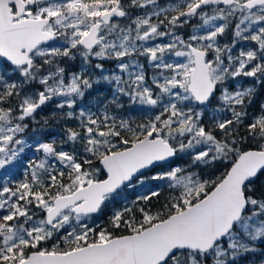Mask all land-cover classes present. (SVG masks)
Listing matches in <instances>:
<instances>
[{
    "label": "snow or ice",
    "instance_id": "snow-or-ice-1",
    "mask_svg": "<svg viewBox=\"0 0 264 264\" xmlns=\"http://www.w3.org/2000/svg\"><path fill=\"white\" fill-rule=\"evenodd\" d=\"M101 83L109 96L84 104ZM257 85L264 0H0V264H237L257 251ZM53 102L75 124L26 138Z\"/></svg>",
    "mask_w": 264,
    "mask_h": 264
},
{
    "label": "trees",
    "instance_id": "trees-1",
    "mask_svg": "<svg viewBox=\"0 0 264 264\" xmlns=\"http://www.w3.org/2000/svg\"><path fill=\"white\" fill-rule=\"evenodd\" d=\"M163 2V0H162ZM190 31L189 26H185L183 29H178V33H183L185 36L188 35ZM222 42H227L228 38H221ZM143 62V61H142ZM80 64V60L77 57L76 60H67L65 66L70 67L72 70H77ZM106 67H110L109 65H106ZM149 74L151 73V69L148 70ZM256 93L252 100V104L250 107V111L256 112L261 104H264V85H257L256 86ZM109 90L108 86L101 83L100 85H94V89L90 96H87V98L83 101L84 104H95L97 99H103L107 96H109ZM47 107V108H46ZM44 108V113H38L37 114V120L40 121L39 124H30L29 131L27 134V138H31L33 135L36 136V134H40L42 139L46 138H56L59 140L60 133L62 132V129L65 126V123L68 124V126H73L75 124V121H64L61 120L58 116L53 117L51 115L54 107L55 102H53L50 106H46ZM136 115L137 118L138 114ZM47 119V124H44V120ZM35 128L37 131L35 134L32 133V129ZM67 147V146H66ZM29 155V152H28ZM177 163L184 165L188 162V159L186 157H177ZM222 166H217V169L214 170V175H219L220 171H222ZM207 171V170H206ZM207 178V177H205ZM253 187L257 190H264V171L257 177L256 180H254ZM167 195V189H164L161 200H163L164 196ZM264 261V242L258 243L257 245V251L249 253L247 255L241 256L239 260L237 261V264H255L258 262Z\"/></svg>",
    "mask_w": 264,
    "mask_h": 264
},
{
    "label": "rangeland",
    "instance_id": "rangeland-1",
    "mask_svg": "<svg viewBox=\"0 0 264 264\" xmlns=\"http://www.w3.org/2000/svg\"><path fill=\"white\" fill-rule=\"evenodd\" d=\"M109 65H110V67H111V64H109ZM42 112H43V111H42ZM36 136H37V137H36L37 139H42L40 134H36ZM26 138H27V137H26ZM29 139H30V138H29ZM186 159H188V158L186 157ZM255 264H264V261H263V262H258V263H255Z\"/></svg>",
    "mask_w": 264,
    "mask_h": 264
},
{
    "label": "water",
    "instance_id": "water-1",
    "mask_svg": "<svg viewBox=\"0 0 264 264\" xmlns=\"http://www.w3.org/2000/svg\"><path fill=\"white\" fill-rule=\"evenodd\" d=\"M262 172H263V171L259 172V173L257 174V176L254 178V180H256L257 177H258Z\"/></svg>",
    "mask_w": 264,
    "mask_h": 264
},
{
    "label": "flooded vegetation",
    "instance_id": "flooded-vegetation-1",
    "mask_svg": "<svg viewBox=\"0 0 264 264\" xmlns=\"http://www.w3.org/2000/svg\"><path fill=\"white\" fill-rule=\"evenodd\" d=\"M194 23H195V21H194ZM106 65H109V64H106ZM110 66V65H109ZM47 108V107H46ZM45 112V110H43V112L42 111H38V113H44Z\"/></svg>",
    "mask_w": 264,
    "mask_h": 264
}]
</instances>
